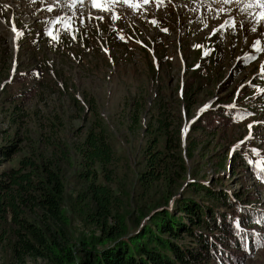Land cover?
<instances>
[{"label":"rangeland","instance_id":"rangeland-1","mask_svg":"<svg viewBox=\"0 0 264 264\" xmlns=\"http://www.w3.org/2000/svg\"><path fill=\"white\" fill-rule=\"evenodd\" d=\"M247 3L152 0L139 9L117 4L102 12L90 0H0V148L15 143L9 159L0 155V170L25 155L57 152L71 245L101 235L77 150L96 119L113 150L107 185L116 197L115 214L131 226L189 181H212L246 195L259 211L262 222L251 225L258 242L231 252L236 264H264V180L241 165L245 158L264 169V54L254 49L264 47V27L252 19L264 9ZM221 108L235 111L221 115ZM157 117L171 123L158 146L177 133L183 152L194 155L185 172L173 169L170 178L146 184L139 176L154 133L145 130L157 127ZM60 150L67 153L63 161ZM104 180L98 173L96 182ZM11 228L0 224V264H51L28 256L15 261Z\"/></svg>","mask_w":264,"mask_h":264},{"label":"trees","instance_id":"trees-1","mask_svg":"<svg viewBox=\"0 0 264 264\" xmlns=\"http://www.w3.org/2000/svg\"><path fill=\"white\" fill-rule=\"evenodd\" d=\"M221 109V115L235 111ZM139 111L133 113L136 125ZM156 123L154 130L152 126L145 130L154 133L144 149L145 167L139 176L146 184L170 178L173 169L185 172L186 159L194 155L193 150L183 152L177 133L166 136L162 148L158 146L159 135L165 134L171 123L159 117ZM13 148L15 143L1 147L0 155L9 159ZM77 150L86 169L83 176L93 206L92 221L101 235L93 241L69 243L61 204L64 183L54 160L57 152L51 153L53 157L25 155L17 166L0 170V224L12 226L15 261L28 256L49 258L51 264H236L231 249L246 250L258 242L251 225L261 223L262 216L251 206L254 204H248L246 195L238 197L224 186L215 187L212 181H189L180 194L168 197L163 206L129 226L114 212L116 197L107 185L114 155L101 121L92 122ZM59 155L63 161L67 153L60 150ZM5 159H0V165ZM245 163L261 176L243 158L241 165ZM177 170L174 172L179 175ZM98 173L105 175V183L96 182Z\"/></svg>","mask_w":264,"mask_h":264},{"label":"snow or ice","instance_id":"snow-or-ice-1","mask_svg":"<svg viewBox=\"0 0 264 264\" xmlns=\"http://www.w3.org/2000/svg\"><path fill=\"white\" fill-rule=\"evenodd\" d=\"M77 2H79L80 4H83L86 2V0H72L73 4H76ZM217 2H222L225 5L231 4L233 2L237 3L238 5L240 3H242V0H217ZM150 3H152V0H90V4L93 8L97 9L98 11H102V12H111V7L113 5H117V4H122V5H126L128 7H131L133 9H139L141 7V4L143 5H149ZM253 6H256L259 9H264V0H248V3L246 5V7L251 8ZM49 11H52L51 8L48 9ZM243 11V9H241ZM221 11H224V9H221ZM259 19H256V14H253L252 19L255 21V23L257 25H259L260 27H264V11H261L258 13ZM119 15L113 14L112 15V19L116 20L119 19ZM63 18H60L57 20V23L60 22V20H62ZM96 19H100L101 21H103V17H96ZM153 23H155V21H153ZM233 27H235V23H233L232 25ZM241 27H243V25H241ZM253 32H256L258 29L257 27H253L251 29ZM13 31H15V28H13ZM215 34V33H213ZM49 35L51 36L52 33L50 32ZM55 39V37H53ZM260 41L257 40L256 41V45H260ZM254 49L256 51L261 52L262 54H264V47H256L254 45ZM249 59H256V57H249ZM261 73H264V63L261 64V68H260ZM207 107V106H206ZM204 109H201V111H203ZM247 115H251L250 113ZM244 117L242 116L241 119H243ZM249 129L251 130V128L253 127L252 124L248 125Z\"/></svg>","mask_w":264,"mask_h":264}]
</instances>
